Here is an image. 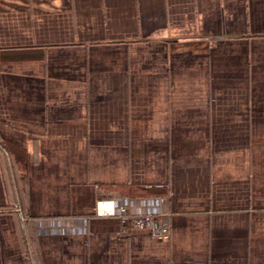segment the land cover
Wrapping results in <instances>:
<instances>
[{"label":"crops","instance_id":"0c3cea01","mask_svg":"<svg viewBox=\"0 0 264 264\" xmlns=\"http://www.w3.org/2000/svg\"><path fill=\"white\" fill-rule=\"evenodd\" d=\"M0 264H264V0H0Z\"/></svg>","mask_w":264,"mask_h":264},{"label":"built area","instance_id":"2783aa9c","mask_svg":"<svg viewBox=\"0 0 264 264\" xmlns=\"http://www.w3.org/2000/svg\"><path fill=\"white\" fill-rule=\"evenodd\" d=\"M101 206L103 207L104 203H102ZM127 214L130 215L129 208L127 206H122L120 208V215L126 216ZM132 225L135 229H149L159 238L170 237L171 226L168 220L163 217L160 218L152 213L133 215Z\"/></svg>","mask_w":264,"mask_h":264},{"label":"trees","instance_id":"16d2710c","mask_svg":"<svg viewBox=\"0 0 264 264\" xmlns=\"http://www.w3.org/2000/svg\"><path fill=\"white\" fill-rule=\"evenodd\" d=\"M25 53H11V54H4L5 56L6 55H24ZM7 142L5 141V142H3V144L5 145ZM9 144V143H8ZM8 146V145H7ZM9 148H10V150L12 151V153L14 154V158L17 160V158L21 161V159H22V152L17 148V147H15V146H12V145H10L9 144ZM18 164V163H17ZM118 188H120V189H124V192H127V193H130L131 195H147V194H150L151 192H154V191H152V190H147V189H145V188H142V187H134V186H132V187H127V186H123V185H121V186H118ZM156 192H158V191H156ZM156 192H154V193H156ZM159 193H162L161 191L159 192ZM163 194V193H162ZM165 195V194H164Z\"/></svg>","mask_w":264,"mask_h":264}]
</instances>
